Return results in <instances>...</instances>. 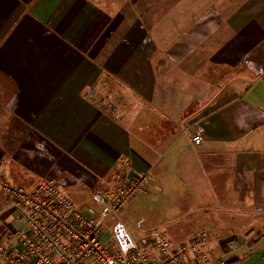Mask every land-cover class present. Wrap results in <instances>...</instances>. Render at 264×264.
Listing matches in <instances>:
<instances>
[{
    "label": "crops",
    "instance_id": "obj_1",
    "mask_svg": "<svg viewBox=\"0 0 264 264\" xmlns=\"http://www.w3.org/2000/svg\"><path fill=\"white\" fill-rule=\"evenodd\" d=\"M0 169L81 208L149 172L184 200L170 239L264 264V0H0Z\"/></svg>",
    "mask_w": 264,
    "mask_h": 264
},
{
    "label": "built area",
    "instance_id": "obj_2",
    "mask_svg": "<svg viewBox=\"0 0 264 264\" xmlns=\"http://www.w3.org/2000/svg\"><path fill=\"white\" fill-rule=\"evenodd\" d=\"M91 97L120 119L102 95L94 91ZM192 142H204L201 128L192 134ZM152 181L149 172L123 176L113 187L94 192L93 206L83 209L51 181L19 186L0 169V192L14 213L0 245V264H231L228 258L210 253V235L203 231L176 242L159 227L140 241L131 238L132 246L126 249L117 236L114 242L108 240V224L117 222L135 199L146 196ZM238 249L237 243L232 244V251Z\"/></svg>",
    "mask_w": 264,
    "mask_h": 264
},
{
    "label": "rangeland",
    "instance_id": "obj_3",
    "mask_svg": "<svg viewBox=\"0 0 264 264\" xmlns=\"http://www.w3.org/2000/svg\"><path fill=\"white\" fill-rule=\"evenodd\" d=\"M244 68L245 67L243 68L239 67V69H237V71L235 72L236 73L235 77L237 79L243 76ZM220 73L221 72H219L218 74ZM102 96L105 97L103 94ZM176 182H177L176 180L172 179V183L170 186H173V184ZM155 184H158V182H156ZM166 193L167 192H163L161 188H156V191L151 192L150 190L146 196L138 197L137 199H135V201L130 203L125 208L124 212L122 213L120 219L117 222H111L108 224V229L106 231L108 240L114 242L116 236L115 233L116 228L119 227L120 225H122L125 228L126 233L129 234V236L133 239V241L136 242L140 241L143 235L148 231L159 227L162 228L163 230L166 229L170 233V230L167 229L168 224L171 223L172 220H175L174 223H177L178 222L177 218L179 217L178 211L176 212L169 211L171 210V205L185 206V204H184V200L181 198L177 200H172L173 198H171L170 196L166 197ZM206 200L208 199L206 197H203L202 201H204V203L206 204L209 203ZM206 229L207 230L203 232L209 231V228Z\"/></svg>",
    "mask_w": 264,
    "mask_h": 264
},
{
    "label": "water",
    "instance_id": "obj_4",
    "mask_svg": "<svg viewBox=\"0 0 264 264\" xmlns=\"http://www.w3.org/2000/svg\"><path fill=\"white\" fill-rule=\"evenodd\" d=\"M115 233L118 241L124 246L125 249L132 246V239L129 234L126 233L125 228L122 225L116 228Z\"/></svg>",
    "mask_w": 264,
    "mask_h": 264
},
{
    "label": "trees",
    "instance_id": "obj_5",
    "mask_svg": "<svg viewBox=\"0 0 264 264\" xmlns=\"http://www.w3.org/2000/svg\"><path fill=\"white\" fill-rule=\"evenodd\" d=\"M231 264H237V262H230Z\"/></svg>",
    "mask_w": 264,
    "mask_h": 264
}]
</instances>
